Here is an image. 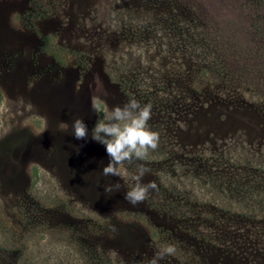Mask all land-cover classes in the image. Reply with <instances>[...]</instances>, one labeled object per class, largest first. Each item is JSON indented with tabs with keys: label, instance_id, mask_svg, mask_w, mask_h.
Instances as JSON below:
<instances>
[{
	"label": "rangeland",
	"instance_id": "1",
	"mask_svg": "<svg viewBox=\"0 0 264 264\" xmlns=\"http://www.w3.org/2000/svg\"><path fill=\"white\" fill-rule=\"evenodd\" d=\"M192 87L225 98L182 135L190 153L205 157L203 172L182 169L170 154L162 165L153 161L171 149L170 106L167 114L151 109L165 146L125 162L128 177L101 174L109 158L91 128L106 110L137 94L160 104ZM77 117L85 139L72 136ZM141 163L160 169L158 188L171 183L197 203L208 218L203 229L189 225L202 239L214 241L210 232L220 230L209 217L231 215L249 246L264 248V0H0V264H83V237L106 238L80 220L109 217ZM114 183L119 189L104 191ZM148 198L162 203L155 190ZM105 246L120 264L151 258L132 260L138 243L124 238Z\"/></svg>",
	"mask_w": 264,
	"mask_h": 264
},
{
	"label": "trees",
	"instance_id": "2",
	"mask_svg": "<svg viewBox=\"0 0 264 264\" xmlns=\"http://www.w3.org/2000/svg\"><path fill=\"white\" fill-rule=\"evenodd\" d=\"M180 78L185 82L191 80L188 76H180ZM121 91L124 97H128L129 93L124 87ZM137 95L135 99L141 106L150 103L152 108L157 110L162 107L163 112L166 114L170 106L175 108L174 114L173 111L170 112L174 116L171 149L176 150L178 148L179 152L176 153V151L173 152L170 149L168 153L165 151L161 157L153 161L162 165L170 154L182 169L196 172L195 174L203 172L206 168L205 157L192 150L190 153V145L187 141L182 140V135L190 132L192 126H199L200 118L208 114L211 102L217 105L219 110V105L225 101L224 95L220 92L210 94L205 89L200 88H184L175 93L172 98L171 96L165 98L160 104L148 99L146 96ZM218 115L223 118V113L218 111ZM148 125L150 128L152 127L151 115ZM204 142H206L205 139H202L199 142V147ZM162 144L165 146L167 142H162ZM162 144L158 142V146H162ZM164 146L163 148H165ZM221 154L216 155L220 159L216 161L217 169L223 168ZM160 172V169H149L143 177L151 176L154 182L156 181L155 192H157L158 201L162 203L156 202V200L153 201L147 196L145 200L133 205L128 201L125 202L117 195L112 200L111 215L109 217L100 216V219L98 216L95 219L84 217L80 220L85 232H92L94 235L106 238L104 241H102V238L96 240V237L91 238L92 235L89 236L88 234L83 237L84 242L82 243L85 244L80 251L85 252L82 260L83 264H107L105 257L109 254L117 257V260L113 257L108 259L111 261L110 264H120L121 258L118 260L117 251L106 249L105 242L108 238L111 240L124 238L128 241L137 242L136 249L130 251L132 260H139L143 256L152 257L158 247L166 242L175 246V252L165 256L162 259L163 264H190L188 257L193 259V264H264V248L255 249L249 246L252 241H249L247 233H243L242 229H238V218L231 215L222 217V219L209 217L210 224L213 227L220 220V230L217 233H215L216 231L210 232V235L215 238L214 241L208 238L202 239L200 232L194 231L195 229L192 230L189 224L203 229L205 220L208 217L204 215L202 217L199 211L196 210L197 203L185 199L179 191L171 188V183L169 184L170 187L167 185L158 188L157 182ZM198 216H201L203 220L198 222ZM66 226L72 228L69 223ZM176 255H179L181 259H177Z\"/></svg>",
	"mask_w": 264,
	"mask_h": 264
},
{
	"label": "clouds",
	"instance_id": "3",
	"mask_svg": "<svg viewBox=\"0 0 264 264\" xmlns=\"http://www.w3.org/2000/svg\"><path fill=\"white\" fill-rule=\"evenodd\" d=\"M93 107H102L96 100ZM152 105L143 106L136 99H129L122 106L115 105L110 110L105 111L103 119L96 122L91 139L104 146L108 156V163L101 168L104 176H117L119 178L130 175L124 166L125 162L131 160L143 161L146 159L150 149H155L159 141V132L152 130L148 121L151 115ZM59 127L66 128L67 124L63 121ZM88 128L85 122L77 117L72 122V136L77 139H85L88 135ZM77 152L79 149L77 148ZM149 169L144 164H138L131 178L135 183L124 193V199L135 205L145 200L149 190H155L156 184L153 181L140 183L141 178ZM119 183L106 185L105 192H112L119 189ZM175 252V246L171 243L160 245L147 264H159L167 255Z\"/></svg>",
	"mask_w": 264,
	"mask_h": 264
}]
</instances>
